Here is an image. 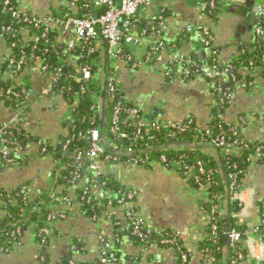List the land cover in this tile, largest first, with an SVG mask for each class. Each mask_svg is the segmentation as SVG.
Here are the masks:
<instances>
[{
  "label": "crops",
  "instance_id": "crops-1",
  "mask_svg": "<svg viewBox=\"0 0 264 264\" xmlns=\"http://www.w3.org/2000/svg\"><path fill=\"white\" fill-rule=\"evenodd\" d=\"M15 1L22 11L37 18H46L66 9L79 12L73 0ZM260 6L261 0L223 4L214 19L202 14L197 0H158L139 12L134 25V35L143 38L144 46L130 49L138 63L147 57L155 41H163L176 53L194 57L203 66H209V60L214 57L211 50H214L218 68L232 67L230 78L221 77L227 82L232 78L235 82L233 88H229L232 97L222 120L238 132L240 144L233 155L245 158L243 186L249 194L246 213L240 221L247 224L249 236L245 242L248 256L242 264H264V244L257 234L252 233L261 220L256 205L264 200V153L245 154V146L264 144V64L261 68L246 66L238 69L236 79L232 62L253 55ZM189 27L193 32H188ZM52 28L58 35L56 44L68 49L74 40V30L57 25ZM202 28L209 30L214 38L211 50L202 41ZM24 35L32 39L28 33L24 32ZM102 53L107 61L109 57L105 47ZM10 57L11 49L5 37L0 36V80L12 82L14 88L20 89L24 95V103L19 109L0 103V128L15 120L37 143L16 152V164L0 167V189L13 191L31 182L33 185L28 187L37 194L36 190H45L50 185L46 175L54 169V159L42 152L39 142L56 147L69 136L67 103L63 97L52 93L48 98L43 93L51 79L43 74L40 59L34 60L33 65L27 66L21 75L14 76L8 63ZM153 63L150 60L148 65L140 68L113 63V71L118 76L126 100L137 106L149 123H181L194 119L201 130H206L221 97L218 87L222 83L218 79L210 81L201 77L188 82L181 77L180 70L167 76L166 58L160 64ZM54 99L56 104H53ZM211 149L203 153L217 158L218 152ZM102 174L112 185L135 191L137 195L133 202L122 207L115 187L105 189L103 185L95 184L91 187L92 193L97 205L104 210L100 216H88L78 204H73L64 210V220L52 224L53 229L47 238L49 243L40 244L35 235L27 231L10 252L0 253V264H99L106 251V243L110 245L108 255L117 259V264H179L175 248L153 242L142 244L131 238L128 234L131 223L127 216L131 210L144 219L146 227L154 235L178 234L181 245L191 253L185 264H224L208 262L199 253L197 224L201 197L180 173L160 167L118 163L105 168ZM203 228L206 232V227Z\"/></svg>",
  "mask_w": 264,
  "mask_h": 264
},
{
  "label": "built area",
  "instance_id": "built-area-1",
  "mask_svg": "<svg viewBox=\"0 0 264 264\" xmlns=\"http://www.w3.org/2000/svg\"><path fill=\"white\" fill-rule=\"evenodd\" d=\"M78 1L73 0V5L77 7ZM158 0H121L117 3L115 0H93V4L97 8H102L104 12L99 16H94L93 14H85L81 17H78L79 12H74L73 10L68 12L66 10H59L52 13L49 17L46 18H37L36 16L30 17V14L21 10L20 7H16L12 4L11 0H0V13H4L8 11L12 14L13 18H17L20 22L32 24L34 28H41L45 26L44 34L42 38L46 37V34L49 32V29L52 30L54 26H64V28L70 30H74V40L69 45L68 50L76 51L80 48L86 47L89 48V52L93 53L95 49L103 50V47L107 49V54L109 59L112 61V64H131L134 68H140V66L148 65L149 61L153 60L154 63L160 64L164 58L167 60V66L165 71L168 75H172L174 67L177 66V70H180L181 77L185 81H191L194 77L205 78L210 81H216L218 78L223 76H228L231 73L232 67L230 65L225 66L224 68H218L217 65L213 66H203L194 61L190 56L180 55L174 51L172 46L163 42V41H155L150 48L149 54L143 60H139L136 63V59L131 54L125 55V49L130 50L131 48H138L144 46L143 38L136 37L134 35V25L137 20V16L139 12L145 10L152 6V4ZM199 9L202 14H208L207 10L209 8H214L215 5L213 2L210 4L206 0H197ZM246 0H225V4H242L245 3ZM78 8V7H77ZM80 11V10H79ZM209 15V14H208ZM264 20V0H261L260 6V19L256 26V36L257 39L264 41V30L262 27L261 21ZM49 28V29H48ZM5 32H13L10 27L0 26V36L5 37ZM188 32H193V28L189 27ZM202 41L206 47L212 49L213 36L209 30L202 28L201 29ZM56 46V44H54ZM132 50V49H131ZM130 50V52H131ZM216 52L211 50V56L215 57ZM64 63H69L72 66L76 67L74 64V56L68 55L67 57L62 58ZM153 63V64H154ZM24 64V60H15L14 58H9V65L11 68L16 69V72H19ZM264 64V61H263ZM92 66H97V71L93 72L91 66L79 67L78 73L79 75L74 76L70 75L68 79H72L74 82L81 81H91L96 86V93L93 96L95 101L99 100L100 94L103 90H107L109 96L114 98L116 93L120 89V83L117 74L112 70L110 75L105 74L103 59L97 60L93 59L91 62ZM253 68V67H252ZM42 71H46L45 67H42ZM51 79V78H50ZM53 81L51 79V83L49 87L43 92L45 96L50 94H55V96L63 97L61 93H56L53 87ZM218 91L221 95L220 102L221 104L224 102H228L232 97V92L230 89H224L222 86L218 87ZM14 86L8 90L7 94L9 96H13L19 98V93L14 91ZM23 93V92H21ZM79 94L73 95L72 101L73 103H67V120L69 123L74 122L75 115V106H77L80 102ZM126 114L127 121L135 120L134 125L137 127L136 132L133 134V141L136 144L140 142L145 143V147L138 150H130L128 154V161L122 162L121 164L127 165H137L138 167L144 168H155L160 167L164 170H168L170 172L180 173L183 178L190 183L194 181V184L197 186L193 188L196 192L200 194L201 204L199 207V221H198V230L199 242L217 240L220 236L219 230L222 220H224L226 214V208L224 206V198L222 195H212L209 190L208 181L212 178L211 174L207 175V171L205 170V166L203 162L198 161L194 164L187 163L184 159L170 158L167 154H162L159 156L157 160H150L147 157H140L137 155L138 151L141 153L149 151L153 149L154 143L157 141L154 132H158L160 129L168 132L167 137L171 140H174L175 143H178V124L177 122H166V123H149L144 120L143 115L140 114L137 108H125L124 106L117 104L114 111L113 118V126L109 132L111 136L120 137L122 139H132L131 130L123 129L121 127L122 120L120 115ZM18 123L13 120L12 122L3 125L0 128V167L8 168L18 161L16 160V152H19L26 146H23V140L12 139L13 133L11 132L14 126H18ZM130 127L133 125H129ZM233 135L238 137V132L233 129ZM88 136L91 138V149L85 155H80L76 160V168L75 172L70 173L71 180L69 181V193H73L75 188V180L77 178L78 171L82 169L84 162L87 163V166L91 172H93L96 177H102L103 170L107 167H112L118 164V160L113 158L112 156H106V148H116L112 145V142L109 138H102L101 134L98 130H92L88 133ZM202 138L205 141H208L215 149L219 151V154L224 158L226 165L228 168L232 169L233 172L230 173L229 178L232 180V184L230 185V196L232 202H237L241 207V212L235 215L237 220H241L244 213H246V203H247V195L249 194V190L242 187L234 188L235 182L237 181L238 176L242 175V170H238V166L236 164H231L227 158L229 156H234L233 151L238 146V142H231L229 140L228 133H222L216 137L213 136V131L208 127L205 130V133ZM81 137L86 138L84 135ZM198 136L195 137L197 140ZM148 141H153L152 143H148ZM71 140L68 139L65 144L61 145L63 151H70ZM196 145L191 146V151H195ZM247 149L248 147L245 146ZM178 149V148H177ZM46 148L42 149V152L46 154ZM256 155H261L264 153V146H258L253 152ZM48 182L50 183L53 180L52 171L47 173L46 175ZM28 194H35L34 189L32 190L30 187H26L23 189ZM87 191L84 192V196H87ZM118 203L122 207H125L126 203L133 200L137 193L135 191H131L130 189H126L124 192L118 191ZM39 193L36 196L39 197ZM1 199H7V202L4 203ZM52 199L54 201L53 204H48L47 208L51 212V214L47 217L46 227L39 228L36 224L37 222L42 221V215L38 216L36 222L30 224L29 229L27 231H31L35 236L38 234L44 235L46 238L50 236V226L54 224L58 220H64L66 218L65 209L71 208L74 204L75 199L73 195L67 194L61 197L60 194H53ZM84 200V198L82 199ZM86 200V197H85ZM90 201V199H87ZM14 200L10 196H6L0 193V207L4 208L8 204H13ZM6 204V205H5ZM32 212L38 211L39 209L35 204L31 205ZM264 213V212H263ZM0 214L5 215L4 211L0 209ZM25 216V213L22 214ZM128 219L133 226L134 235L137 236L139 241L142 244H150L152 243V235L150 230L146 227L144 219L138 216L133 210L128 211L127 213ZM15 229L9 231L5 234H0V253H8L10 250L19 243L23 236L24 231L22 225H14ZM203 227H206V232ZM37 229L39 232L37 233ZM252 233L257 234L260 238V242L264 244V236H262L259 225L256 226ZM229 238V247L232 250H235L237 247V243L240 242L242 236L240 232L236 229H232L226 233ZM249 234L247 233V239ZM45 244L46 240H42L41 244ZM164 245L171 246L177 250L180 254V263L185 264L189 257L184 252L187 251L180 243L179 235L175 232L166 233L163 236V240L161 242ZM106 251L103 253L102 259L99 264H108L111 261V264H117V259H110L108 252L110 249V245L106 243L105 247ZM208 252V250L201 251L199 253L204 255L203 253ZM237 259H243V256L236 252ZM208 262L219 263L215 259L210 256H204ZM233 264H236V259L233 261Z\"/></svg>",
  "mask_w": 264,
  "mask_h": 264
},
{
  "label": "trees",
  "instance_id": "trees-1",
  "mask_svg": "<svg viewBox=\"0 0 264 264\" xmlns=\"http://www.w3.org/2000/svg\"><path fill=\"white\" fill-rule=\"evenodd\" d=\"M115 1L119 3L121 0ZM206 1L209 4L211 2L214 3L215 7L209 8L207 10V13L215 19L219 8L223 4H225V0ZM11 2L14 6H18V3L15 0H11ZM77 7L80 10L78 17L89 13L93 14L94 16H99L104 12L102 8H97L93 4V0H80L78 1ZM66 11L70 12L72 10L66 9ZM30 17H33V14H30ZM261 23L264 30V20H262ZM0 26L10 27L13 30V32H5V41L11 49V57L18 61L21 59L24 60V64L19 72H16V69L11 68L14 71V76H18L19 74L21 75V73L27 66L33 65L34 60L40 59L42 61V66L46 68V71L43 72L45 77L49 79L51 78L52 80L54 79L53 87L56 93H61L67 103H73V95L79 94L80 97L79 104L74 107V122L68 123L70 134L67 138H63L61 140V145L65 144L68 139L71 140L72 143L69 147V153L66 154L63 149L57 150L56 147L39 142L41 150L43 148H46V154H49V156L54 159V169L52 170L53 180L50 181V185L46 187L45 190L43 189L41 191L39 189L36 190L35 188L37 194H28L23 190L28 187V185L32 186L33 184L31 182L25 183L24 185H21L13 191H5L3 189H0L1 194L10 196L14 200L13 204H5L6 207L4 208L0 207L2 212L4 211L5 214H0V234H5L9 231L14 230V225H22L25 234L29 229L30 224L37 221L39 215H42L43 219L36 224L39 226V228L46 227L47 217L51 214V212L47 208V205L54 203L52 199L53 194H60L61 197L67 194H71V196L73 195V198L75 199L74 204H78L81 210L86 212L88 216H100L104 210L97 205V201L94 194L92 193L91 187L95 184L100 186L103 185L105 189L109 187L113 189L115 187L117 192H124L126 188L119 187V185L117 184L112 185L110 182H107L105 180L104 176L96 177V175L89 170L87 163L84 162L85 164L83 165L82 169L78 171V176L75 180L76 186L74 188V191L73 193H69V181L71 180L70 173L77 170V158L80 155H85L91 149L92 142L90 136H88V133L92 130H98L102 138L106 137L111 140L112 145L116 148V150H114V148H106V156L109 155L113 158H116L119 161V164L129 160L128 154L130 150H137L138 148V150L140 151V149L145 147L144 142H140L139 144L134 143L133 134L136 132L137 127H135L134 125L135 120L132 121L129 119L127 121V124L125 123L127 118H129L126 114L120 115L122 120L121 127L123 129H132V139H122L120 137L111 136L109 134L113 126L114 111L117 104H120L125 108H137L141 115H143L142 111L133 103L126 100L121 89L118 90L114 98L109 96L107 90H103L100 94L99 100L95 101L93 99V96L95 95L97 88L91 81H81L78 83L74 82L72 79H68L70 75H79L77 71L79 67L91 66L93 72H96L97 66L91 65L93 59H97L100 61L101 59H103L105 74L110 75L113 70V64L109 58L107 59V61L106 59H104L102 50L95 49L93 53H90L89 48L83 47L76 51H70L66 47L56 44L58 35L54 30H50L48 28L49 32L46 34L45 38H42L45 26L39 29L34 28L32 24L23 23L20 22L17 18H13L12 14L8 11L0 13ZM23 31L28 33V35L32 37V39L29 40L24 35ZM54 44H56V46ZM124 54L131 56L130 50L127 51V49H125ZM68 55L74 56V64L76 65V67L72 66L69 63L63 62L62 58L67 57ZM191 58L198 64L202 63L201 61H197L194 57ZM263 61L264 41L256 39L254 53L251 57H243L238 59L237 61L232 62L236 79L238 77V69L246 66L261 68ZM208 65H217L214 57L209 60ZM6 66H8V64H6ZM173 71H177V66L174 67ZM228 77L230 78V75H228ZM218 81L222 83L224 89L233 88L235 83L232 81V78V82H227L224 78H218ZM249 82H251V80H249ZM12 87V82L0 80V103L5 104L7 107H11L12 109H19L24 103V95L23 93H21L20 89L16 88L14 89V91L16 93H19V98L13 97L12 95L9 96L7 92ZM228 108L229 103L223 102L221 104L219 99L218 105L213 109V120L208 127L213 131L214 137L222 133H228L230 136L229 140H231V142L237 141L238 144H240L239 137L233 135L232 130L234 128H231L223 123L222 117ZM129 125L133 126L130 127ZM178 127V143H175L174 140H171L167 137L168 132L160 129L158 132H154L157 141L154 143L153 149H150L149 151L143 152L141 154L138 151L137 155L141 158L147 157L150 160L154 161L157 160L160 155L167 154V156L170 158L184 159L189 164H194L198 161L203 162L205 170L207 171V175L211 174L212 177L208 181V188L212 195L223 196L226 214L224 220H222L219 224L220 237L216 241L207 240L199 243V250H208V252L203 253V256H210L217 262H223L224 264H226V261L229 260V264H233V261L236 259V264H242L248 256L245 245V242L247 240L248 227L247 224H243L240 220H237L235 218V215L241 212V207L237 202L231 201L230 185L233 182L232 180H230L229 175L233 172V170L228 168L224 158L219 154V151L215 149L208 141H205L202 136H200L205 133V130H201L197 126L194 119H188L185 122H181L178 124ZM11 132L13 133L12 139L23 140V146L37 143V140H35L33 136L26 133L19 126H14ZM81 135H84L86 138L81 137ZM196 136H198L197 140L195 139ZM152 142L153 141H148L149 144ZM193 145H196L194 152H192L190 149ZM258 146H264V144H249V146L247 145L246 147L248 148L245 151V154L253 153ZM209 148H212L213 150H216L218 152L217 158L215 156H210L203 153L206 149ZM244 159L245 158H239L236 156H229L227 158V160L231 164H236L238 166V170H242V172L244 170ZM243 180L244 173L238 176L234 188L242 187ZM189 184L193 188L197 187L194 184V181H191ZM86 190H88L87 196H84V192H86ZM38 193L40 195L36 198ZM83 198L84 200H82ZM87 199H90V201H87ZM1 200L4 203L7 202V199ZM129 202H133V200ZM32 204H35L39 210L32 212ZM256 206L258 207L261 215V220L259 223V228L261 230L260 234L264 236V200L257 202ZM23 213H25V216L22 215ZM63 214L66 215L65 213ZM52 229L53 228L50 226V231H52ZM232 229L238 230V232H240L242 236L240 242L237 243V247L235 250L230 249L229 238L226 235V233ZM38 232L39 229H37V233ZM128 234L132 239L140 242L137 236L134 235L133 226H130ZM164 234L157 236L151 233V242L162 244L161 242L163 240ZM35 237L40 242V244L42 240H46V243H49V240L42 234H38ZM184 252L188 255L189 258L191 257V253L185 250ZM236 252H239L243 256V259H237ZM109 256L111 259L112 255Z\"/></svg>",
  "mask_w": 264,
  "mask_h": 264
},
{
  "label": "water",
  "instance_id": "water-1",
  "mask_svg": "<svg viewBox=\"0 0 264 264\" xmlns=\"http://www.w3.org/2000/svg\"><path fill=\"white\" fill-rule=\"evenodd\" d=\"M47 97L50 98V95H48ZM53 104H56V100L55 99L53 100ZM56 149L57 150H61L62 149V146L61 145H58V146H56ZM65 153L67 154V153H69V151H65Z\"/></svg>",
  "mask_w": 264,
  "mask_h": 264
},
{
  "label": "rangeland",
  "instance_id": "rangeland-1",
  "mask_svg": "<svg viewBox=\"0 0 264 264\" xmlns=\"http://www.w3.org/2000/svg\"><path fill=\"white\" fill-rule=\"evenodd\" d=\"M56 113V112H55ZM12 168V167H11ZM10 169V168H9Z\"/></svg>",
  "mask_w": 264,
  "mask_h": 264
}]
</instances>
